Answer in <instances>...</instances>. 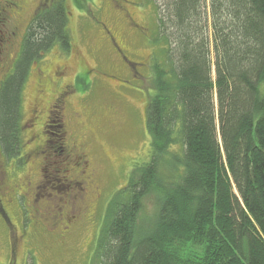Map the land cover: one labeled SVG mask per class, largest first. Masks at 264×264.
I'll return each instance as SVG.
<instances>
[{"label":"trees","instance_id":"obj_1","mask_svg":"<svg viewBox=\"0 0 264 264\" xmlns=\"http://www.w3.org/2000/svg\"><path fill=\"white\" fill-rule=\"evenodd\" d=\"M147 1L163 56L150 63L149 159L107 206L99 264H264V0ZM67 17L62 0L38 11L2 83L6 159L21 156L28 69L56 45L70 50ZM56 137L64 143L63 130Z\"/></svg>","mask_w":264,"mask_h":264},{"label":"rangeland","instance_id":"obj_2","mask_svg":"<svg viewBox=\"0 0 264 264\" xmlns=\"http://www.w3.org/2000/svg\"><path fill=\"white\" fill-rule=\"evenodd\" d=\"M22 1L20 35L43 0ZM62 1L70 50L56 45L28 69L18 119L25 154L1 163L0 264H99L96 241L107 206L125 188L131 169L149 159L145 124L154 95L152 56L163 64L154 5L147 0H83L79 7L77 0ZM15 40L3 60L2 77L15 64L19 35ZM38 76L50 84L38 86ZM259 87L264 93V83ZM63 92L64 143L56 137L55 125L48 124L53 135L41 134L49 107ZM45 140L49 150L34 155ZM85 159L86 175L81 173ZM89 174L88 185L81 186ZM27 181L39 189L26 191ZM154 212L155 198L149 196L141 217L152 219Z\"/></svg>","mask_w":264,"mask_h":264},{"label":"flooded vegetation","instance_id":"obj_3","mask_svg":"<svg viewBox=\"0 0 264 264\" xmlns=\"http://www.w3.org/2000/svg\"><path fill=\"white\" fill-rule=\"evenodd\" d=\"M22 2H23L22 0H4V1H2V3L0 2V77H1V79H0V88L2 86V83L6 80V78L9 75V73L14 68V67H12L11 70L8 73H6L4 77H2V72H4L6 70V63H3V60L7 57L8 53L10 52L9 50H12V45H14V43L16 41L15 39L18 38V35H19V37H20V40H19V51H18L17 57L15 58V62H16L18 60V58H19V55H20V52H21V47H22V44L24 42L27 29H28L30 23L32 22V19L34 18V16L37 15V13H38V11L40 9H42V8H44L46 6H49L50 3L52 2V0H43L41 2V4L34 9V12H32L33 13L32 17L30 18L29 22L24 27V29L22 31L23 32L22 35H20V33H18V32L20 31L21 25L19 23L18 17L20 16L22 11L24 10V6H23ZM22 6H23V8H22ZM5 62H6V60H5ZM13 66H14V64H13ZM36 80H37V85L38 86L41 83L43 85L45 83L50 84L49 80L41 79L39 76H38V78ZM65 95H66V92L61 93L58 96L59 100L58 101L56 100V103L59 105V108H58V111L55 112V113L60 115L59 116V118H60L59 122L52 121V119H51L52 116H54L53 115L54 111H55L54 108H56L55 106H57V104L56 103L54 105L52 104L49 107L50 109L47 112V117H46L47 119L45 120V123L42 124V131H41V134L44 137H46V138H48L49 136L53 135V133H49L47 131V129L49 128L48 124H56L55 128L53 129V131L55 133L58 131V129L63 130L65 132L64 134L67 133L66 129H65V123H64L63 118H62L63 117V114H62V109H63L62 100H63ZM34 113H35V111H34ZM50 127L52 129V126H50ZM22 143L24 144L23 141H22ZM47 149L49 150V142L47 140H45V141H43V143L40 146H38L36 149H34L33 153L36 156H38L39 154L45 155ZM1 152L2 151H1V148H0V157L2 158V160H0V169H1V166H2L1 163H3L5 161V159H6L5 155L3 153H1ZM20 152H21L20 155L24 156L25 153H22L23 151H20ZM81 165L83 166L82 168L84 169V171H82L81 173L86 175L85 168L87 166H89L88 160L85 159V160L81 161ZM90 173H91V176H93L94 170H91ZM3 180H4V177L2 175V171H0V183ZM89 180H90V174H89V176H87L85 178V180L81 181V184H82L81 186L88 185V181ZM79 185L80 184H77L76 187L79 186ZM24 188L27 191L29 188H31V183H29V181H27ZM3 189H5V187H3ZM31 189L37 191L39 188L37 186H35L34 188H31ZM80 189H81V192H82V190H84V187H82V188L80 187L79 191H80ZM24 195L26 196L25 193H24ZM77 198L82 199V195L81 194H77ZM2 209H3V207L1 206V203H0V212H2L1 211ZM38 213H39V211H38ZM71 217L74 218V213L71 215ZM5 219L7 220L6 217H5ZM57 244H63V243L60 241Z\"/></svg>","mask_w":264,"mask_h":264}]
</instances>
